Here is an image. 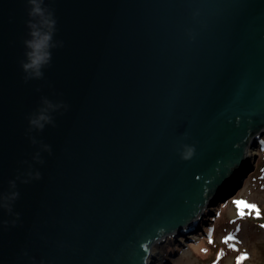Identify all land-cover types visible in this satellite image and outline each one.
Returning a JSON list of instances; mask_svg holds the SVG:
<instances>
[{
  "label": "water",
  "instance_id": "1",
  "mask_svg": "<svg viewBox=\"0 0 264 264\" xmlns=\"http://www.w3.org/2000/svg\"><path fill=\"white\" fill-rule=\"evenodd\" d=\"M37 4L0 0V264H152L252 168L264 0Z\"/></svg>",
  "mask_w": 264,
  "mask_h": 264
},
{
  "label": "rangeland",
  "instance_id": "2",
  "mask_svg": "<svg viewBox=\"0 0 264 264\" xmlns=\"http://www.w3.org/2000/svg\"><path fill=\"white\" fill-rule=\"evenodd\" d=\"M258 147L252 150V168L241 177L239 185L226 190L210 206L206 226L199 231L187 228L177 232L165 245H172V256L165 255L167 261L158 255L152 264H264V174L248 184L264 157V138ZM238 195V200L255 204L261 215L245 209L241 216L231 204Z\"/></svg>",
  "mask_w": 264,
  "mask_h": 264
},
{
  "label": "clouds",
  "instance_id": "3",
  "mask_svg": "<svg viewBox=\"0 0 264 264\" xmlns=\"http://www.w3.org/2000/svg\"><path fill=\"white\" fill-rule=\"evenodd\" d=\"M30 3L34 5V8L31 15H39L41 17V22L43 25H46L48 28H51L54 24V21L49 18L44 17V12L42 8L37 4V0H30ZM35 27V25H33ZM33 37H39V32H33ZM50 35L45 34L40 37L38 40H33L29 43V47L32 49V52L29 54V63L23 65L24 69L27 71L29 69H38L40 65L47 59V53L42 52L46 48L48 41L50 40ZM37 74H39L37 72ZM190 154V153H189Z\"/></svg>",
  "mask_w": 264,
  "mask_h": 264
},
{
  "label": "snow or ice",
  "instance_id": "4",
  "mask_svg": "<svg viewBox=\"0 0 264 264\" xmlns=\"http://www.w3.org/2000/svg\"><path fill=\"white\" fill-rule=\"evenodd\" d=\"M233 204L239 210V214L241 216H243L245 214L244 213L245 209H249V210L254 211L257 216L261 215L260 210L257 208V206L255 204L248 203L244 200H234ZM261 227H264V225H261ZM228 239H233V237H229ZM225 242L227 243V241H225ZM245 258L246 257H242V259H245Z\"/></svg>",
  "mask_w": 264,
  "mask_h": 264
},
{
  "label": "trees",
  "instance_id": "5",
  "mask_svg": "<svg viewBox=\"0 0 264 264\" xmlns=\"http://www.w3.org/2000/svg\"><path fill=\"white\" fill-rule=\"evenodd\" d=\"M259 174H264V157H261V159H260V161H259V163H258L257 170H256V172L253 174V176H252V178L250 179L249 182L253 181L254 179H257ZM228 188H229V187L225 188L224 191H225V190H228ZM239 197H240V195L237 197V199H239ZM237 199H236V200H237ZM231 204L234 205L233 202H231ZM207 214H208V213H207ZM207 214H206V215H207ZM206 222H207V218L204 216V217L199 221L198 225H196V227H195L196 230L199 231V230H200V229H199V225H201V224L204 225ZM170 250H172V249H170Z\"/></svg>",
  "mask_w": 264,
  "mask_h": 264
}]
</instances>
